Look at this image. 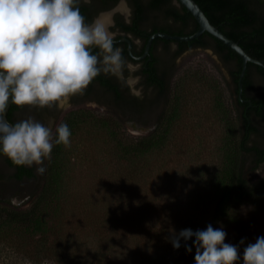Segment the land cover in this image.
I'll return each instance as SVG.
<instances>
[{"label": "rangeland", "instance_id": "374dc122", "mask_svg": "<svg viewBox=\"0 0 264 264\" xmlns=\"http://www.w3.org/2000/svg\"><path fill=\"white\" fill-rule=\"evenodd\" d=\"M175 64L168 100L152 106L138 120L114 107L83 100L67 110L50 107L51 115L45 118L39 115L40 108H27L25 118L44 124L66 122L71 146L53 147L59 188L44 212L42 227L26 230L0 223V264H77V257L63 255L70 248L78 250L82 264H126L129 258L139 260L136 245L141 251L146 246L144 231L158 243L171 240L174 232L195 231L210 221L230 129L237 120L231 75L236 65L225 63L211 49L191 50ZM135 82L129 79L131 86ZM163 111L173 114L166 142L146 155L126 156L113 123L123 118L120 133L137 138L156 128ZM0 171V202L28 209L39 180H10L11 171L2 160ZM263 175L264 169L255 177ZM219 227L227 233L225 243L233 244L235 235L244 230L249 232V243H254L264 236V203L234 210L232 220L215 228ZM160 247L166 249L163 243Z\"/></svg>", "mask_w": 264, "mask_h": 264}, {"label": "clouds", "instance_id": "9594fccd", "mask_svg": "<svg viewBox=\"0 0 264 264\" xmlns=\"http://www.w3.org/2000/svg\"><path fill=\"white\" fill-rule=\"evenodd\" d=\"M80 3L0 0V155L16 166L35 167L39 175L46 172L55 145L71 146V129L66 122L44 124L33 117L9 123V106L67 110L71 98L82 95L101 74L128 85L124 71L131 64L116 46L117 32L100 16L87 22ZM226 236L223 227L209 224L203 230L174 232L170 242L178 250L181 240L194 237L195 264H264V236L248 243L242 254L237 245L225 243Z\"/></svg>", "mask_w": 264, "mask_h": 264}, {"label": "trees", "instance_id": "16d2710c", "mask_svg": "<svg viewBox=\"0 0 264 264\" xmlns=\"http://www.w3.org/2000/svg\"><path fill=\"white\" fill-rule=\"evenodd\" d=\"M95 1L93 0L91 4L83 2L79 4L82 15L89 11ZM169 1L151 0L148 6L154 8L160 6L163 2ZM195 1L206 13L210 22L219 28L224 35L237 42L251 57L257 60H264V0ZM181 6L184 13H181L176 7L170 12L177 22L181 21L186 27L182 25L178 29H173L170 33L181 36L192 35L198 31L199 24L182 4ZM144 8L143 6L140 11L144 10ZM165 42L168 45L172 43V41L168 40ZM175 43L180 46L177 56L189 48H206L214 43L221 59L225 63L237 61L236 66L238 69H233L231 72L235 85L237 120L236 124L231 126L224 165L216 182L217 205L210 221L204 227L196 230H203L209 224L215 228L230 221V219L232 220L234 210L264 203V175L260 179L255 177L256 173L264 169V99L260 97L252 99L253 107L249 103H242L239 98L242 59L235 51L212 35L204 33L200 38L193 41ZM249 66H251V63L248 64ZM249 70L247 69L243 80V90H246L249 84ZM259 70L261 74H264V69ZM104 84L110 90L116 92V107L118 108H116V112L118 111L121 115L136 120L140 115L138 113L143 111L142 109L150 107L138 101H127L126 97L120 93L119 88L113 85L110 78L107 77ZM150 84L157 85L160 88V94H165V98L168 100L172 86L171 81L166 84L163 80H155ZM243 97H246L245 94ZM116 116L118 115L116 114ZM172 117V111H163L156 128H153L147 135L137 138H130L120 133L123 127V123H121L123 118H118L119 120L113 123L112 127L115 130L116 140L120 149L126 156H143L162 146L167 140L168 126ZM55 152L56 150H52L51 158L46 163L47 170L41 177L37 176L34 168L16 166L9 161V164L17 169V173L13 175V178L10 177V180L15 178L18 182H22L37 179L39 184L32 204L26 210H20L12 204L0 202V223L4 222L26 230H38L42 227L44 212L51 207L58 194L59 170ZM1 180L2 178L0 182ZM241 232L243 233L238 232L233 239V244L237 245L240 251L244 244L250 242L249 232L245 230ZM143 233L142 236L145 239L143 244H146V246L141 251L140 247L136 245L139 260L129 258L126 264H195L196 249L194 237L187 242L181 240V247L177 251L171 246L169 238L160 239L156 243L153 240L155 238L154 235L146 231ZM113 235L116 234L114 233ZM241 240L244 241L243 244H241ZM161 243L166 246V249L160 247ZM187 247L192 248L191 253L187 251ZM64 254L68 259L77 257L75 262H81L77 256L78 250L75 248L65 250ZM68 262L66 264H71V261ZM79 262L77 264H82Z\"/></svg>", "mask_w": 264, "mask_h": 264}, {"label": "flooded vegetation", "instance_id": "af4514ba", "mask_svg": "<svg viewBox=\"0 0 264 264\" xmlns=\"http://www.w3.org/2000/svg\"><path fill=\"white\" fill-rule=\"evenodd\" d=\"M150 1L151 0H96L94 4H92L89 11L84 15L86 21L90 23L98 16L101 18L106 17L108 19L107 24L112 25L111 30L117 32L116 46L122 49L125 60L131 64V68H126L124 71V76L128 79V85L123 86L117 78L111 75L101 74L90 84L82 95L78 94L72 97L71 104L83 100L86 103L108 105L116 109V92L110 90L109 87L104 84L107 77L112 80L113 85L119 88L120 93L126 97L127 101H138L150 107L163 104L165 102V94H160V88L150 83L155 80H163L166 84L169 83L172 80L173 70L176 69L175 63L178 57L194 49H211L221 58L215 44L214 46L210 45L206 48H189L177 56L180 46L174 41L168 45L165 42L167 40L162 38H156L152 42L149 52L146 54L147 44L153 34L160 32L171 34L170 32L173 31V29H178L184 25L181 21L177 22L170 12L176 7L181 13H184L178 0L163 2L160 6L154 8L148 6ZM81 2H83V0H81ZM92 2L93 0L87 4H91ZM143 6L145 7L144 10L142 9L140 11ZM184 27H186V25H184ZM128 40L131 42V51L129 50L130 45ZM231 62L235 65L237 64L236 60ZM234 69H238L237 66H235ZM247 69H250L248 78L249 84L246 90H243L242 96L240 97L239 95V98L244 104H250V102H244L243 100L251 101L252 104H250V106L253 107L252 99H256L257 97L264 99V74H261L259 70L264 69V64L263 66H259L251 63V66L247 67ZM137 77H139V79H137ZM131 78L136 80L134 86L129 84V79ZM257 91H259V95H255ZM134 92H139V95L134 94ZM244 94L246 96L245 98L243 97ZM27 108L28 107L19 108L12 104L6 114V119L12 124L26 119L24 117V112ZM149 108H144L145 110L142 109L143 111L138 113L140 114L139 117L145 114ZM54 110L56 111L55 107ZM39 115L42 118L51 115L50 107L40 109ZM0 160H2L3 165L11 171L10 177L13 178V175L17 173V169L9 164L10 160L7 157L0 155ZM1 173L0 171V179L3 176ZM13 180L18 182L15 178Z\"/></svg>", "mask_w": 264, "mask_h": 264}, {"label": "water", "instance_id": "95a60500", "mask_svg": "<svg viewBox=\"0 0 264 264\" xmlns=\"http://www.w3.org/2000/svg\"><path fill=\"white\" fill-rule=\"evenodd\" d=\"M178 1L196 19V21L199 24L198 31L195 32L192 35H186V36L171 35V34L162 33V32L155 33L149 39V42L147 44L146 54L149 52L151 44L156 38H162V39H165V40H170V41H175V42H190V41H193L195 39L200 38L204 33H208V34L212 35L214 38H216L217 40L221 41L227 47H229L230 49L235 51L237 53V55L242 59V71H241L240 79H239V87H240L239 95L241 97L242 93H243V80H244L246 72H247L248 64L249 63H254V64H257L259 66H263L264 61H259V60H256V59L252 58L237 42H235L234 40H232L229 37H227L226 35H224L219 30V28H217L216 26H214L210 22V20L207 17L206 13L196 3L195 0H178ZM128 42H129V45H130L129 50L131 51V42L129 40H128ZM243 101L244 102H250V104H252V102L249 101V100L248 101L243 100ZM10 106L7 109V112L10 109ZM7 112H6V114H7Z\"/></svg>", "mask_w": 264, "mask_h": 264}, {"label": "bare ground", "instance_id": "6f19581e", "mask_svg": "<svg viewBox=\"0 0 264 264\" xmlns=\"http://www.w3.org/2000/svg\"><path fill=\"white\" fill-rule=\"evenodd\" d=\"M102 20L104 21V23H108V19L106 17H103Z\"/></svg>", "mask_w": 264, "mask_h": 264}]
</instances>
